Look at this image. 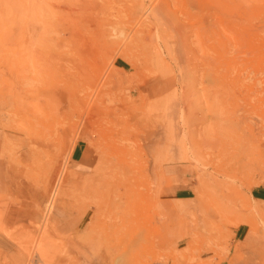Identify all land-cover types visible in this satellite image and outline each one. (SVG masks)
I'll return each mask as SVG.
<instances>
[{
    "label": "rangeland",
    "instance_id": "374dc122",
    "mask_svg": "<svg viewBox=\"0 0 264 264\" xmlns=\"http://www.w3.org/2000/svg\"><path fill=\"white\" fill-rule=\"evenodd\" d=\"M0 181V264H264V0H0Z\"/></svg>",
    "mask_w": 264,
    "mask_h": 264
},
{
    "label": "crops",
    "instance_id": "0c3cea01",
    "mask_svg": "<svg viewBox=\"0 0 264 264\" xmlns=\"http://www.w3.org/2000/svg\"><path fill=\"white\" fill-rule=\"evenodd\" d=\"M80 156V154H79ZM79 166V164H77ZM2 189V184L0 181V193ZM260 197L264 198V189H262L260 191ZM57 230L59 232L65 233L70 231L71 227H75V229H79L82 227V219L80 218H76L75 216L73 217L71 214H68L67 216L63 217L57 224ZM6 236L4 233H0V254H10L12 253L11 251H13L12 247L13 244L10 241L9 237ZM250 242V241H249ZM256 242V240H255ZM257 249L254 248V252H252V254L250 253L249 256L247 257L246 255H243V257L241 259L238 260V264H254L256 263V261L259 260L260 256L262 255V248L260 244H253ZM66 246V243H63L62 247L64 248ZM64 250V249H63ZM10 252V253H9ZM260 255H259V254ZM254 262V263H253ZM13 264L14 261L12 262ZM64 264H88L87 261H85V259H83L80 255H72L70 256Z\"/></svg>",
    "mask_w": 264,
    "mask_h": 264
},
{
    "label": "bare ground",
    "instance_id": "6f19581e",
    "mask_svg": "<svg viewBox=\"0 0 264 264\" xmlns=\"http://www.w3.org/2000/svg\"><path fill=\"white\" fill-rule=\"evenodd\" d=\"M12 74V73H11ZM12 78V77H11ZM14 78V77H13ZM9 80H10V78H9ZM14 80H15V78H14ZM13 82V81H12ZM16 82H13V84H15ZM17 85H14V87H16ZM9 89V88H8ZM13 90H14V88H12ZM11 89V90H12ZM16 89H18V86H17V88ZM18 91H20V90H18ZM11 92V91H10ZM13 92V91H12ZM22 92V91H21ZM20 92V93H21ZM19 93V94H20ZM59 93H60V91H59ZM19 94H17V95H19ZM13 95H14V93H13ZM59 95V94H58ZM60 96H61V94H60ZM14 97V96H13ZM12 96H11V98H13ZM16 97V96H15ZM6 104V103H5ZM10 107V106H9ZM8 109V108H7ZM29 111V110H28ZM251 144H252V142H251ZM34 146V145H33ZM34 166V165H33ZM67 177V176H66ZM73 184V183H72ZM108 184V183H107ZM111 191V190H110ZM62 192V191H61ZM108 193V192H107ZM59 194V190L57 191V196H59L58 195ZM62 194V193H61ZM55 195H56V193H55ZM95 195V194H94ZM55 197V199L57 198L58 199V197ZM97 196H98V198L100 199V200H102L105 196H106V194L105 193H102V192H100V193H98L97 194ZM60 197V196H59ZM120 197L122 198V196L120 195ZM60 199V198H59ZM99 200V201H100ZM123 200V199H122ZM98 201V200H97ZM54 202V201H53ZM50 203V202H49ZM100 203H104L105 205H107V207L108 208H110L111 209V207H112V205H111V201L110 200H108L107 198L105 199V200H103L102 202L100 201ZM52 204V203H51ZM86 206V205H85ZM102 206V205H101ZM61 207V206H60ZM98 207V206H97ZM215 207V206H214ZM59 210V209H58ZM97 210H98V208H97ZM100 210V209H99ZM102 211V210H101ZM108 216V215H107ZM95 220V219H94ZM121 220H122V218H121ZM100 222V221H99ZM94 224H95V222H94ZM104 224H106V225H104ZM96 226V225H95ZM97 226H100V225H97ZM109 226H112L110 229V232H112V231H114L115 232V229L118 227V224L116 225V224H113V223H111V224H107V223H101V226H100V228H104V230H108V227ZM119 226L121 227V226H123V223H121V224H119ZM124 227V226H123ZM96 228V227H95ZM126 228V227H125ZM89 229H90V227H89ZM126 230H128V229H126ZM92 231V230H91ZM95 229H93V233L95 234ZM100 231V230H99ZM92 233V234H93ZM93 236H95V235H93ZM105 238V237H104ZM93 239V238H92ZM67 240V242L68 243H71V242H73V239L71 238V239H66ZM65 243V242H64ZM78 242H76V244H77ZM84 243V242H83ZM70 245V244H69ZM74 245H75V240H74ZM73 246V245H72ZM76 246V245H75ZM75 246H73L75 249H76V247ZM77 246L80 248V246L77 244ZM84 247V246H83ZM87 247V246H86ZM81 249V248H80ZM85 249V248H84ZM77 250V249H76ZM82 250V249H81ZM78 251H79V249H78ZM110 251V250H109ZM108 253H110V252H108ZM116 252H114V254H115ZM122 253V252H121ZM111 254V253H110ZM41 257H43V255H41ZM52 256H50V258H51ZM49 258V259H50ZM47 264H48V262H47ZM117 264V263H116Z\"/></svg>",
    "mask_w": 264,
    "mask_h": 264
}]
</instances>
